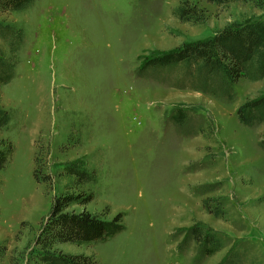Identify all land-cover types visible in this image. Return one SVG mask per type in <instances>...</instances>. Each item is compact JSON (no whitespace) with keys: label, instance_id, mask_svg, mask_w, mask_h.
<instances>
[{"label":"rangeland","instance_id":"1","mask_svg":"<svg viewBox=\"0 0 264 264\" xmlns=\"http://www.w3.org/2000/svg\"><path fill=\"white\" fill-rule=\"evenodd\" d=\"M188 2V3H187ZM195 8L191 18L178 7ZM264 19V0H36L0 20L25 31L14 78L0 88L14 146L0 169V264H33L36 239L67 182L64 166L95 171L94 199L74 205L127 228L98 244L56 243L98 264H264V123L238 106L264 91L240 78L235 96L181 86L183 70L139 74L146 57ZM0 38V50H10ZM9 53V52H7ZM182 109V123L171 115ZM36 172V175H35ZM221 249L204 255L193 226Z\"/></svg>","mask_w":264,"mask_h":264},{"label":"trees","instance_id":"2","mask_svg":"<svg viewBox=\"0 0 264 264\" xmlns=\"http://www.w3.org/2000/svg\"><path fill=\"white\" fill-rule=\"evenodd\" d=\"M36 0H0V12L19 11ZM188 1V0H187ZM226 3L233 0H210ZM188 3V2H187ZM195 8L188 5L176 9L177 16L191 18ZM25 31L5 24L0 20V38L10 43V50H0V88L15 76L18 65L16 52L25 40ZM9 52V53H7ZM183 70V84L204 92H218L225 97L235 96L234 84L242 77L249 80L264 79V19H249L228 25L213 36L184 44L145 58L139 74L147 72L175 73ZM187 112L177 109L171 118L182 123ZM237 116L243 124L254 126L264 123V91L242 102ZM10 121L8 111L0 106V127ZM264 149V134L260 141ZM14 146L9 141H0V169L9 162ZM67 179L64 190L53 202L48 216L44 219L36 239L37 249L33 264H98L94 254L64 252L54 249L56 243L98 244L109 240L127 228L124 213L118 212L112 218L88 210L75 211L74 205L91 202L94 191L86 188L95 184L98 176L93 170L79 162L64 166ZM36 175V172H35ZM186 240L195 241L204 255H212L221 249L223 242L214 232L194 225ZM222 264H238L235 255L229 254ZM249 264H259L250 262Z\"/></svg>","mask_w":264,"mask_h":264}]
</instances>
